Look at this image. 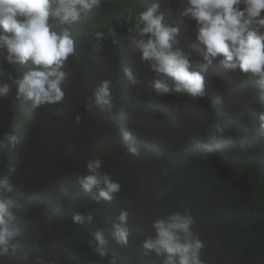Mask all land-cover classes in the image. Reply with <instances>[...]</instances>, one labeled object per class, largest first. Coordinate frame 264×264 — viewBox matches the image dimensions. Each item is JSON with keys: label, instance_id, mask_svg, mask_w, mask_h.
<instances>
[{"label": "trees", "instance_id": "obj_1", "mask_svg": "<svg viewBox=\"0 0 264 264\" xmlns=\"http://www.w3.org/2000/svg\"><path fill=\"white\" fill-rule=\"evenodd\" d=\"M152 2L102 0L99 8L73 26L77 51L65 68L66 95L61 104L52 106L62 109L61 115H53L48 107L32 111L27 102L15 98V88L7 99H0V137L12 131L20 137L14 149L0 153V174L25 186L16 212L22 238L39 240L46 259L55 264L113 260L161 264L155 253L144 255L143 241L154 234L150 222L187 208L206 245L205 264H264V126L258 118L264 85L251 74L233 72L214 61L205 74V97L197 101L172 94L157 97L151 84L157 74L137 61L131 48L105 53L112 37L125 39L127 25ZM194 24L183 27L181 43L198 69L202 46L194 34H187ZM97 31L107 36L100 51L93 48ZM3 56L0 51V59ZM130 60L136 64L134 74L143 81L136 86L123 74ZM7 67L17 76L25 71L19 65ZM103 79L113 82L115 108L110 113L88 111L85 105ZM218 96L222 103H216ZM126 132L131 133L128 141ZM128 144L137 146L139 154H128ZM93 157L102 158L101 170L121 185L111 202L96 203L93 193L80 190L77 177ZM10 165L16 167L14 174L8 173ZM53 205L60 206L59 213ZM121 209L129 212L130 230L123 248L111 241L109 232ZM76 212H90L95 219L91 224H73ZM98 229L110 241L103 259L89 246ZM0 264L31 261L0 257Z\"/></svg>", "mask_w": 264, "mask_h": 264}, {"label": "clouds", "instance_id": "obj_2", "mask_svg": "<svg viewBox=\"0 0 264 264\" xmlns=\"http://www.w3.org/2000/svg\"><path fill=\"white\" fill-rule=\"evenodd\" d=\"M101 3L102 0H0V51L4 52L0 59V99H7L15 88V98L27 102L32 111L48 107L53 115H61L62 109L52 106L61 104L66 95L69 73L65 68L77 51L78 36L73 26ZM176 4L179 8L174 9ZM193 23L191 31L188 28ZM131 24L124 32L126 38L117 41V37H112L105 53L131 48V55L157 74L151 81L157 97L172 94L193 101L205 97V74L214 61L233 72L251 74L258 78V84L264 85V0H155ZM183 27H188V36L194 34L202 46L198 69L193 68L191 53L181 43L186 30ZM94 39L93 48L100 51L102 41L107 39L105 32L97 31ZM8 65H19L25 71L17 76L8 70ZM135 66L130 60L123 67L124 78L133 86L143 83L133 72ZM113 87L110 79L101 80L86 109L112 112ZM216 103H222V97H216ZM259 103L258 118L264 126V95ZM80 119L77 116L76 122ZM217 131H222L218 125ZM130 139L131 133L126 132L124 140ZM19 143L15 131L4 133L0 137V153L14 149ZM126 152L138 155L139 148L128 144ZM103 165L102 158H90L84 174L77 177L80 190L93 193L92 200L96 203L111 202L121 191L119 181L101 170ZM15 172V165H10L8 173ZM64 183L70 181L65 179ZM25 195L23 183L9 174H0V257L23 258L31 264H55L54 260L46 259L39 240L25 242L22 238L16 212ZM52 207L60 212L59 205ZM94 219L90 212L72 215V223L76 225L91 224ZM128 222V210L121 209L109 229L111 241L121 248L129 242ZM195 224V217L187 208L153 218L149 228L154 234L143 241L144 255L155 253L161 264H205L202 253L206 245L195 231ZM109 243L103 229L96 230L89 240L92 251L101 259L107 256Z\"/></svg>", "mask_w": 264, "mask_h": 264}]
</instances>
